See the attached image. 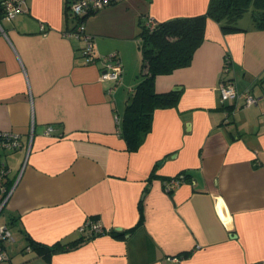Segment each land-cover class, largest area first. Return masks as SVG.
<instances>
[{
	"label": "crops",
	"instance_id": "0c3cea01",
	"mask_svg": "<svg viewBox=\"0 0 264 264\" xmlns=\"http://www.w3.org/2000/svg\"><path fill=\"white\" fill-rule=\"evenodd\" d=\"M67 1L0 15V131L24 144L32 131L28 151L0 154V226L12 238L0 264H264V31L207 20L189 66L155 78L177 105L156 110L129 152L119 125L140 80L139 23L200 15L209 0H118L89 16L95 52L121 59L118 85L84 64ZM225 81L257 103H221ZM87 218L112 234L80 241ZM31 240L71 247L25 253Z\"/></svg>",
	"mask_w": 264,
	"mask_h": 264
},
{
	"label": "trees",
	"instance_id": "16d2710c",
	"mask_svg": "<svg viewBox=\"0 0 264 264\" xmlns=\"http://www.w3.org/2000/svg\"><path fill=\"white\" fill-rule=\"evenodd\" d=\"M73 1L76 0H68L66 6V15L71 21L74 20L69 17V4ZM117 2L118 0H108L107 6ZM248 10H251L252 28L264 31V0H209L205 13L200 15L157 22L153 30L146 26V21L139 23L137 38L141 52L140 80L132 90L119 125L120 136L127 151H137L142 145L151 130L152 117L156 110L172 108L180 99L177 91L156 93L155 78L189 66L194 53L203 42L207 20L216 22L223 33L247 31L238 25V21ZM94 13L88 11L79 17L78 23L86 21ZM2 14L0 5V15ZM74 24L76 25L75 22ZM84 239L88 238L81 237L80 241ZM3 242L4 240L0 241L1 251ZM57 247L66 250L71 246L48 247L31 240L24 251L48 256ZM27 248H30L29 252Z\"/></svg>",
	"mask_w": 264,
	"mask_h": 264
},
{
	"label": "built area",
	"instance_id": "2783aa9c",
	"mask_svg": "<svg viewBox=\"0 0 264 264\" xmlns=\"http://www.w3.org/2000/svg\"><path fill=\"white\" fill-rule=\"evenodd\" d=\"M3 16L9 20H14L18 15L24 13L26 10V0H2L0 3ZM108 5V0H76L69 4V17L76 23L74 30L71 33H67L72 37H75L84 42L81 55L84 59V64H94L100 62L102 66L101 78L109 80L118 85L122 76V63L119 55L114 52L108 55H99L95 52L93 37L85 30V21L78 23L79 17L85 15L88 11L96 12L99 9ZM146 26L153 30L157 25V21L152 17H148L146 20ZM229 60H225V67L227 68ZM242 101L245 107L252 106L257 103L256 97L245 89L239 92L237 87L231 82H223L220 85V102H237ZM52 132L51 127H47L45 134L50 135ZM31 135L27 144H24L19 134L0 131V154L9 153L18 149L29 150L31 143ZM8 174L7 166L0 160V181ZM182 182L181 178H173L166 182L165 189L170 192ZM78 232L83 238H92L96 236L111 235L113 230L103 227L101 224L93 222L91 219H85L79 226ZM11 241V234L5 228L0 226V241ZM28 252L30 248L26 249ZM6 255L0 250V258L6 259Z\"/></svg>",
	"mask_w": 264,
	"mask_h": 264
},
{
	"label": "rangeland",
	"instance_id": "374dc122",
	"mask_svg": "<svg viewBox=\"0 0 264 264\" xmlns=\"http://www.w3.org/2000/svg\"><path fill=\"white\" fill-rule=\"evenodd\" d=\"M251 10H248L243 17L238 21V25L243 27L251 24Z\"/></svg>",
	"mask_w": 264,
	"mask_h": 264
},
{
	"label": "water",
	"instance_id": "95a60500",
	"mask_svg": "<svg viewBox=\"0 0 264 264\" xmlns=\"http://www.w3.org/2000/svg\"><path fill=\"white\" fill-rule=\"evenodd\" d=\"M177 89L176 88H173V90L172 91H176Z\"/></svg>",
	"mask_w": 264,
	"mask_h": 264
}]
</instances>
